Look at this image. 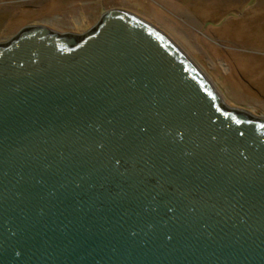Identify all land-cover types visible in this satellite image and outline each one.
<instances>
[{
	"label": "water",
	"instance_id": "1",
	"mask_svg": "<svg viewBox=\"0 0 264 264\" xmlns=\"http://www.w3.org/2000/svg\"><path fill=\"white\" fill-rule=\"evenodd\" d=\"M0 264H264V117L119 8L0 42Z\"/></svg>",
	"mask_w": 264,
	"mask_h": 264
},
{
	"label": "rangeland",
	"instance_id": "2",
	"mask_svg": "<svg viewBox=\"0 0 264 264\" xmlns=\"http://www.w3.org/2000/svg\"><path fill=\"white\" fill-rule=\"evenodd\" d=\"M111 8L163 32L225 105L264 117V0H0V40L33 24L82 34Z\"/></svg>",
	"mask_w": 264,
	"mask_h": 264
},
{
	"label": "flooded vegetation",
	"instance_id": "3",
	"mask_svg": "<svg viewBox=\"0 0 264 264\" xmlns=\"http://www.w3.org/2000/svg\"><path fill=\"white\" fill-rule=\"evenodd\" d=\"M15 34L16 32L12 36H10V38L13 37ZM10 38L6 39L5 41H8ZM0 42H4V41L0 40Z\"/></svg>",
	"mask_w": 264,
	"mask_h": 264
}]
</instances>
